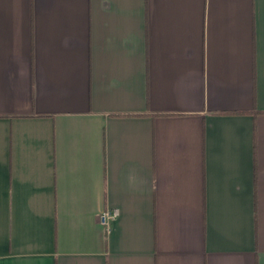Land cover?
Listing matches in <instances>:
<instances>
[{"label":"crops","instance_id":"0c3cea01","mask_svg":"<svg viewBox=\"0 0 264 264\" xmlns=\"http://www.w3.org/2000/svg\"><path fill=\"white\" fill-rule=\"evenodd\" d=\"M0 264H264V0H0Z\"/></svg>","mask_w":264,"mask_h":264},{"label":"built area","instance_id":"2783aa9c","mask_svg":"<svg viewBox=\"0 0 264 264\" xmlns=\"http://www.w3.org/2000/svg\"><path fill=\"white\" fill-rule=\"evenodd\" d=\"M118 215L119 211L116 208L104 209L99 213V223L106 232H109L111 230L113 221L118 217Z\"/></svg>","mask_w":264,"mask_h":264}]
</instances>
